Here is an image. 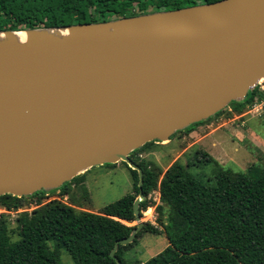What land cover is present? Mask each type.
I'll return each mask as SVG.
<instances>
[{"label":"water","instance_id":"water-1","mask_svg":"<svg viewBox=\"0 0 264 264\" xmlns=\"http://www.w3.org/2000/svg\"><path fill=\"white\" fill-rule=\"evenodd\" d=\"M157 16L168 20L172 31H204L207 36L187 51L172 53L159 45L153 54L136 56L121 73L40 36L57 29H85L100 37L105 26ZM14 32H25L35 45L0 69V196H30L56 189L92 167L125 163L138 176L134 228L108 253L115 264H124L114 255L117 246L130 244L144 224L138 209L144 200L142 172L129 154L151 141L166 142L174 132L242 100L264 78V0H221L104 23L0 31L8 43ZM38 61L79 77L82 87L63 85L57 88L60 94L55 89L47 96L33 94L29 79L44 82L40 91L51 81L37 68ZM23 69L24 77L6 84L12 73Z\"/></svg>","mask_w":264,"mask_h":264},{"label":"trees","instance_id":"trees-1","mask_svg":"<svg viewBox=\"0 0 264 264\" xmlns=\"http://www.w3.org/2000/svg\"><path fill=\"white\" fill-rule=\"evenodd\" d=\"M218 1L221 0H0V31L104 23ZM262 98L254 87L242 100L232 101L215 113V117L223 113L227 118L231 113L240 115ZM211 119L212 116L207 121ZM197 126L198 122L193 123L169 139L175 134H189ZM155 142L145 143L129 154L142 172L140 189L144 200L138 209L145 210L149 206L147 195L157 191L159 201L167 207L173 230L166 234L165 248L139 264H264V165L251 164L242 172H233L217 166L205 152H198L202 160L195 156L196 161L217 166L211 177L202 180L188 171L193 165L189 161L182 164L176 159L163 171L153 163L138 160L135 154ZM125 167L130 192L96 213L75 209L81 206L71 190L79 187V198H85L81 186L84 173L56 189L22 197L0 196V209L6 212L24 210L30 201L35 206L15 218L14 230L0 216V264H62V252L72 264H115L108 253L115 241L126 238L134 228L124 223L134 220L132 202L138 193L137 172ZM53 196L58 200L41 205L42 200ZM160 209L155 207L156 211ZM144 232L159 234L153 225L144 223L130 244L117 246L115 257L124 263L122 253L132 248ZM10 233L16 235L15 241H10Z\"/></svg>","mask_w":264,"mask_h":264},{"label":"rangeland","instance_id":"rangeland-1","mask_svg":"<svg viewBox=\"0 0 264 264\" xmlns=\"http://www.w3.org/2000/svg\"><path fill=\"white\" fill-rule=\"evenodd\" d=\"M249 108L244 109L240 115L231 113L230 118H227L224 113L217 117L214 114L211 120L207 121L206 119L198 122L199 126L197 127L201 128L197 133L175 134L169 150L162 148L161 145L165 142H155L147 150L141 151L135 156L138 160L153 163L164 171V167L167 166L171 159L185 150L178 157L179 162L182 164L188 161L192 162L193 165L189 167L188 171L202 180L211 177L217 166L233 172H242L251 164L264 165V143H253L254 141H252L251 137L243 133L245 128L248 129L246 127L247 120L252 116H257L259 119L264 115V110L257 113H248L250 111ZM228 111L229 109L227 108L226 112ZM240 116L241 118L239 119L238 117ZM243 121L245 123L242 127L240 123ZM228 128L236 133L231 134ZM214 132L216 133L209 137ZM260 133L259 137L264 142V129H261ZM203 138L205 139L200 144H193V142H199ZM198 152H205L216 162L217 166L213 163L196 161L194 159L195 156L202 160ZM125 166V163L117 162L111 166L104 164L86 170L83 175V183L81 184L86 192L85 198H79L81 195L79 187L74 186L71 190L72 195L79 199L81 206V208L75 209L96 213L101 207L128 194L130 192V177ZM50 200H58V198L56 196L46 198L42 200L41 205ZM61 202L65 203V199H62ZM29 203L26 209L16 212H4L0 209V216H3L2 218L6 220L10 230H14L15 218L19 214L24 211L30 212L35 208L31 201ZM156 206H160L161 209L156 211ZM145 212L146 216H144ZM140 220L153 225L159 234L140 233L132 248L121 255V259L125 264H139L159 253L167 245L166 234L171 233L173 230L167 218V207L157 197L155 202L150 199L149 206L140 212ZM124 224L134 226V222ZM16 239V235L10 233V241H15ZM60 261L62 264H72L65 252L61 253Z\"/></svg>","mask_w":264,"mask_h":264},{"label":"bare ground","instance_id":"bare-ground-1","mask_svg":"<svg viewBox=\"0 0 264 264\" xmlns=\"http://www.w3.org/2000/svg\"><path fill=\"white\" fill-rule=\"evenodd\" d=\"M186 15L196 20V22H200L203 26L205 25L204 28L208 24L204 20L197 21L198 19L193 13H186ZM100 30V37L94 36L91 31L85 29H57L42 33L40 36L43 40L57 45L62 50L69 46L71 50L87 53L92 59H97L103 66L108 67V70H115L118 73H121L124 66L136 56L153 54L159 45H166L172 53L178 50L187 51L193 49L196 44L207 36L204 31L191 30L184 34L177 30L172 31L168 20L160 16L123 21L105 26ZM168 34L178 38L181 37V39L177 40L173 36L169 37ZM33 45H35V42L25 32H14L10 43L6 42L4 36L0 33V69L7 60L24 53L25 47ZM37 68L44 75H49L51 81L47 82L50 86H47V90L40 91V83L43 81L39 78L36 80L35 78L29 79L27 88H31L32 90H29L33 94L47 96L53 93L51 89H55V93L60 94L57 88L63 85L71 89L82 87V80L79 77L72 76L65 70L55 66L47 67L41 61H38ZM22 77H24V69L17 70L7 78L8 82L6 84L15 83ZM92 88L97 89L98 87L92 85ZM7 110L8 108L4 109V111Z\"/></svg>","mask_w":264,"mask_h":264},{"label":"crops","instance_id":"crops-1","mask_svg":"<svg viewBox=\"0 0 264 264\" xmlns=\"http://www.w3.org/2000/svg\"><path fill=\"white\" fill-rule=\"evenodd\" d=\"M239 119L241 118V116L240 117H238ZM244 123H245V121H243V122H241L240 123V126H244ZM247 126L246 127H248V129L247 128H245V130H244V135H246V136H249V137H251V139H252V141H254L253 143H257V144H260V143H264L261 139H260V137H259V133H260V130L261 129H264V115L262 116V117H260L259 119H258V117L257 116H252V117H250L248 120H247ZM242 126V127H243ZM261 126V127H260ZM201 127H195L194 129H193V131H191V133L190 134H195V133H197V131L200 129ZM229 129V128H228ZM229 131H230V133L231 134H235L236 132H234V131H232L231 129H229ZM216 132H214L213 134H210L209 135V137H211L212 135H214ZM261 134V133H260ZM205 138H203V139H201L199 142H197V141H195V142H193V144L194 145H197L198 143L200 144L201 142H203V140H204ZM172 143V139H170V140H168V141H166L164 144H162L161 146H162V148L163 149H167V150H169L170 149V147H171V144ZM212 144H215V143H212ZM153 151V150H152ZM185 150H183L179 155H177L176 157H174L173 159H171V161L167 164V166L166 167H164L165 169L174 161V160H176V159H178V157L184 152ZM218 159H221V158H218ZM164 169V170H165Z\"/></svg>","mask_w":264,"mask_h":264},{"label":"built area","instance_id":"built-area-1","mask_svg":"<svg viewBox=\"0 0 264 264\" xmlns=\"http://www.w3.org/2000/svg\"><path fill=\"white\" fill-rule=\"evenodd\" d=\"M256 87L257 91L262 94L263 98L261 100H255V102H253V104L250 106V111L248 113H257L258 111L264 110V78L256 85ZM156 197H159L157 191H152L150 194L147 195V199H151L153 202H155Z\"/></svg>","mask_w":264,"mask_h":264}]
</instances>
